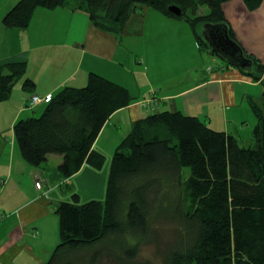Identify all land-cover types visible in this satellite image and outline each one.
Segmentation results:
<instances>
[{
  "label": "trees",
  "instance_id": "obj_1",
  "mask_svg": "<svg viewBox=\"0 0 264 264\" xmlns=\"http://www.w3.org/2000/svg\"><path fill=\"white\" fill-rule=\"evenodd\" d=\"M227 1L18 0L2 24L24 30L39 8L83 9L94 26L120 38L137 6L145 5L187 22L199 45L210 49L202 26L227 23ZM244 1L251 10L263 2ZM171 6L183 15L173 14ZM229 34L234 39L230 28ZM246 56L253 67L245 73L264 87V64ZM26 73L24 60L3 63L0 101L21 80L26 91H34ZM133 102L127 88L92 73L84 87L58 91L40 116L17 121L22 156L34 166L62 156L58 170L65 178L85 164L100 170L107 159L93 149L95 141L111 115ZM251 107L257 122L248 146L182 112L156 111L136 121L112 157L105 200L82 202L75 193L57 206L59 243L46 264H100L108 256L132 263L162 218L175 220L182 234L163 264H264V106L252 101Z\"/></svg>",
  "mask_w": 264,
  "mask_h": 264
},
{
  "label": "crops",
  "instance_id": "obj_2",
  "mask_svg": "<svg viewBox=\"0 0 264 264\" xmlns=\"http://www.w3.org/2000/svg\"><path fill=\"white\" fill-rule=\"evenodd\" d=\"M17 1L0 0V70L3 63L26 61L35 89L26 91L21 80L0 101V264H46L59 243L57 206L75 193L82 202L105 200L114 153L133 124L153 112L195 116L242 145L253 143L251 102L264 106L261 81L199 45L184 20L139 5L119 38L94 26L83 9L39 8L27 29L5 28L2 17ZM223 11L234 40L264 64V0L255 10L229 0ZM92 73L134 98L111 115L95 141L93 149L107 159L103 168L85 164L65 178L60 155L40 166L27 162L15 137L17 121L43 112L62 88L84 87ZM35 95L43 102L31 108Z\"/></svg>",
  "mask_w": 264,
  "mask_h": 264
},
{
  "label": "rangeland",
  "instance_id": "obj_3",
  "mask_svg": "<svg viewBox=\"0 0 264 264\" xmlns=\"http://www.w3.org/2000/svg\"><path fill=\"white\" fill-rule=\"evenodd\" d=\"M41 114V109L39 112L33 113L36 117ZM184 173L188 177L190 170L185 168ZM181 236V231H179V226L175 220L159 219L155 222V229L151 238L141 241L139 254L132 263H120L108 256L103 258L100 264H163L167 253L177 246Z\"/></svg>",
  "mask_w": 264,
  "mask_h": 264
},
{
  "label": "water",
  "instance_id": "obj_4",
  "mask_svg": "<svg viewBox=\"0 0 264 264\" xmlns=\"http://www.w3.org/2000/svg\"><path fill=\"white\" fill-rule=\"evenodd\" d=\"M169 10L178 17L183 15L182 9L177 6H171ZM201 30L202 36L213 53L219 54L227 62L243 70H252L253 61L245 55L241 46L231 38L227 23L205 24Z\"/></svg>",
  "mask_w": 264,
  "mask_h": 264
},
{
  "label": "built area",
  "instance_id": "obj_5",
  "mask_svg": "<svg viewBox=\"0 0 264 264\" xmlns=\"http://www.w3.org/2000/svg\"><path fill=\"white\" fill-rule=\"evenodd\" d=\"M43 102V99L39 96H33L31 101H30V104H29V107L31 108H35L37 105L41 104Z\"/></svg>",
  "mask_w": 264,
  "mask_h": 264
}]
</instances>
